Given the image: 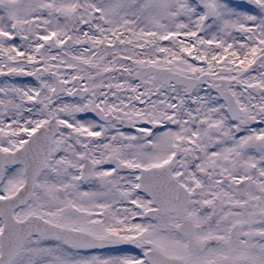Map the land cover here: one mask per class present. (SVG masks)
Here are the masks:
<instances>
[{
    "label": "snow or ice",
    "instance_id": "6c2138e0",
    "mask_svg": "<svg viewBox=\"0 0 264 264\" xmlns=\"http://www.w3.org/2000/svg\"><path fill=\"white\" fill-rule=\"evenodd\" d=\"M0 264H264V0H0Z\"/></svg>",
    "mask_w": 264,
    "mask_h": 264
}]
</instances>
